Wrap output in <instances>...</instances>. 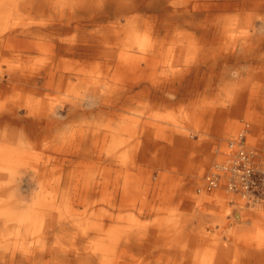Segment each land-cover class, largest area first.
<instances>
[{
    "label": "bare ground",
    "instance_id": "obj_1",
    "mask_svg": "<svg viewBox=\"0 0 264 264\" xmlns=\"http://www.w3.org/2000/svg\"><path fill=\"white\" fill-rule=\"evenodd\" d=\"M32 12L24 1L0 0V216L6 241L1 249L8 250V263L108 264L118 259L128 264L135 263L137 250V264H208L169 263V254L151 262V250L141 253L149 230L168 219L135 216V99L149 95L155 84L181 87V76L196 68L183 57L199 53L201 46L219 43L218 52L227 55L264 54V0H173L167 21L154 18L149 25L128 18L125 29L100 27L97 39L103 47L95 48L79 45L75 37L55 42L23 35L31 32L17 20L33 18ZM158 69L170 71V79L157 82L149 76ZM194 84L186 83L190 88ZM237 86L229 101L249 104L250 116L256 118L253 94H242ZM36 99L43 100L39 104ZM50 99H63L68 107L45 103ZM47 135L52 141L43 144ZM250 135L244 123L230 137L224 159L204 176L201 191L211 190L206 188L210 176H216L214 187L228 189L224 175L238 147L254 157L247 147H252ZM175 139L187 148L181 137ZM40 146L50 154L42 163L55 166L54 175L42 183L36 175L21 173L23 165L37 169L40 157L33 150ZM180 226L182 221H175L174 228ZM250 234L257 239L260 233L255 229ZM247 235L240 230L234 239L249 244ZM247 251H235L234 259L241 262L224 264H249L256 255Z\"/></svg>",
    "mask_w": 264,
    "mask_h": 264
},
{
    "label": "rangeland",
    "instance_id": "obj_2",
    "mask_svg": "<svg viewBox=\"0 0 264 264\" xmlns=\"http://www.w3.org/2000/svg\"><path fill=\"white\" fill-rule=\"evenodd\" d=\"M21 1L30 4L34 15L21 22L17 20L21 24L19 27L31 32H24L23 35L51 37L55 42L75 37L79 45L89 48L103 47L97 39L102 33L100 27L117 24L125 29L128 18L134 23L136 19L140 24L149 25L154 18L161 17L167 21L173 2L19 0ZM96 24L99 28L90 27ZM73 25L80 26L79 30L73 31L70 27ZM221 46L219 43L201 46L199 53L185 54L183 60H189L196 68L181 76L184 83L178 89L158 83L160 85L155 84L149 95L135 99V216H149L151 220L159 217L168 219L149 230L151 233L140 249L141 253L152 251L154 257L149 259L151 262L160 254L171 255L167 261L169 263L241 262V259H234V254L236 250L243 248L256 255L249 258L247 263H264V198L253 197L244 192L242 197L240 191L225 189L223 184H217L206 193L201 191L204 176L224 159L227 142L242 125L244 127V123L251 128L248 141L254 148L247 147L254 154L252 163L256 167L264 164V54L257 57L243 55L242 52L221 54L218 52ZM161 72L158 69L149 73V76L157 82L170 79V71L165 74ZM190 81L195 83L192 88L186 85ZM237 85L241 86L239 92L242 94H253L252 104L256 108V118L250 116L252 109L249 104L235 106L229 101L230 97H234ZM227 86L232 87L226 88ZM42 100L36 99L35 103L38 101L41 104ZM20 101L22 102L21 99ZM45 101L43 102L57 105L59 99ZM59 103L68 107L63 99ZM20 112L23 116V111ZM232 113L238 116L235 117ZM176 136L187 142L186 149L176 143ZM52 137L44 136L43 144L46 141L50 143ZM126 139L125 136L124 140ZM33 152L40 157L39 166L30 171L28 165H23L21 173L36 175L38 182L42 183L47 177L54 175L55 166L52 161L42 163L45 158L50 157L42 146ZM91 166L94 169L93 163ZM178 166H183V172L175 171ZM118 168L119 165L115 169ZM200 169L204 171L197 174ZM224 178L228 182L234 180L229 169ZM95 179L98 181L96 176ZM39 191L36 189V194ZM238 214L247 219L238 222L235 219ZM179 220L182 221V226L176 229L174 223ZM255 229L260 233L256 236L257 239L253 237L254 234L249 235ZM240 230L248 234L246 238L251 239H247L249 244L234 239ZM4 232L0 216V264H9L5 255L8 250L1 249L6 244L1 239ZM140 255L135 250V263L128 264H137L141 260ZM224 256L228 257L223 258ZM117 261L118 259L108 264H119Z\"/></svg>",
    "mask_w": 264,
    "mask_h": 264
},
{
    "label": "built area",
    "instance_id": "obj_3",
    "mask_svg": "<svg viewBox=\"0 0 264 264\" xmlns=\"http://www.w3.org/2000/svg\"><path fill=\"white\" fill-rule=\"evenodd\" d=\"M241 137L238 139V145H241ZM234 160L230 164L229 171L233 175V181H229L227 188L229 190H238L253 197L262 196L264 198V164L254 166L252 155L238 147L234 155ZM206 188L214 187L216 176H210L206 180Z\"/></svg>",
    "mask_w": 264,
    "mask_h": 264
}]
</instances>
